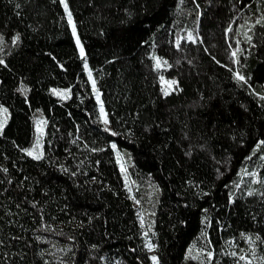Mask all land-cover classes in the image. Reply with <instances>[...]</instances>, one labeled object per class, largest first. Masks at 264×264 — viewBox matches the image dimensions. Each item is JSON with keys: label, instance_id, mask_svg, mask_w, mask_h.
<instances>
[{"label": "trees", "instance_id": "trees-1", "mask_svg": "<svg viewBox=\"0 0 264 264\" xmlns=\"http://www.w3.org/2000/svg\"><path fill=\"white\" fill-rule=\"evenodd\" d=\"M65 1L0 0V264H153L139 210L157 264L264 261V0Z\"/></svg>", "mask_w": 264, "mask_h": 264}, {"label": "rangeland", "instance_id": "rangeland-1", "mask_svg": "<svg viewBox=\"0 0 264 264\" xmlns=\"http://www.w3.org/2000/svg\"><path fill=\"white\" fill-rule=\"evenodd\" d=\"M63 7H67L66 1L65 0H61ZM69 20L71 22V27H73V23H72V19L69 17ZM73 32V30H72ZM74 34V32H73ZM75 37V41L77 43V36L76 33L74 34ZM79 52L81 55H83V53H81V44L79 42V44H77ZM153 59L155 61V64L158 68H160L162 66V61L157 57V56H153ZM88 75H89V79L90 82L93 86V91H95V98L97 99V101L99 102V121L102 122L105 126L109 127L108 123H105V119H106V113L104 111V108L102 107L101 103V99H100V93L96 90V87L94 85V79L92 77L91 71L88 70V68H86ZM161 83L164 87V89L166 91L169 90H173L174 89V85L170 80H167L163 77H161ZM62 94V93H61ZM101 108L103 109V111H101ZM6 110V111H5ZM7 119V109L4 106L0 107V125H4ZM45 126H46V120L42 115H37L35 117L34 120V127H35V134H36V139L34 142V145L26 150V153L29 155V152L32 153V157H37V156H41L42 155V144H43V138L45 135ZM2 127H0L1 130ZM121 170H125L124 165L120 166ZM241 176L243 179V182L247 185V192L251 193L253 191H255L254 185L258 182L259 176H258V171L257 169H251L248 170L246 168H244L241 171ZM125 181H126V185L129 189V191H132V182H130V179H128V177L125 175ZM136 206H138L137 202H135ZM138 218H139V222L143 228V234L144 236V246L145 249L147 251V253L150 255V258L152 260L153 264H157L156 259L153 260V257H155V249H154V243L151 239V236L148 235L149 229L147 228V226L144 224L143 222V218L141 215V211L139 210L138 212ZM203 245V244H202ZM199 245V244H193L192 246H190V248L187 251V255L191 258L194 259H198V260H203V261H208L213 257V254L210 250L206 249L204 247V245ZM224 254L229 255V263L228 264H264V261L262 259V257H260L258 250L256 249V246L249 241L248 245L246 246H239L236 247L235 244L230 243L227 246V251L224 252ZM156 258V257H155ZM219 262V259H218ZM112 264H116V262H113Z\"/></svg>", "mask_w": 264, "mask_h": 264}, {"label": "snow or ice", "instance_id": "snow-or-ice-1", "mask_svg": "<svg viewBox=\"0 0 264 264\" xmlns=\"http://www.w3.org/2000/svg\"><path fill=\"white\" fill-rule=\"evenodd\" d=\"M65 7H66V5H65ZM69 17H70V14H69ZM73 32H74V34H75V28H73ZM77 44H79V40L77 39ZM81 53H83V49L81 48ZM0 63H2V61H0ZM239 79H241V80H243L244 79V77H239ZM167 94V93H166ZM6 111V110H5ZM101 111H103V109L101 108ZM105 123H107V120L105 119ZM0 127H2V125H0ZM262 143H264V142H262ZM29 155H32V153L31 152H29ZM37 159H39L40 157L39 156H37L36 157ZM249 194H251V193H249ZM156 258L155 257H153V260H155Z\"/></svg>", "mask_w": 264, "mask_h": 264}]
</instances>
